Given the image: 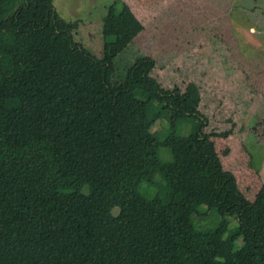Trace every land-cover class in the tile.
Segmentation results:
<instances>
[{"label":"trees","instance_id":"trees-1","mask_svg":"<svg viewBox=\"0 0 264 264\" xmlns=\"http://www.w3.org/2000/svg\"><path fill=\"white\" fill-rule=\"evenodd\" d=\"M177 1L115 0L99 59L55 0H0V264H264V160L247 145L261 126L230 47L141 57L115 82ZM202 206L220 225L195 223Z\"/></svg>","mask_w":264,"mask_h":264},{"label":"rangeland","instance_id":"rangeland-1","mask_svg":"<svg viewBox=\"0 0 264 264\" xmlns=\"http://www.w3.org/2000/svg\"><path fill=\"white\" fill-rule=\"evenodd\" d=\"M114 2L115 0H55V5L64 20L78 22V28L74 31L75 42L101 59L106 43L103 20ZM210 37L220 38L230 47L236 63L247 72L249 84L255 91L254 104L245 123L253 127L260 121L258 137H250L249 132L247 139L248 148L254 156V167L260 170L264 160V0L175 2L136 39L123 56L117 58L115 82L121 80L126 69L132 67L138 58L151 57L163 64ZM168 125V119L164 118L155 124L152 132H164ZM189 128V125H185L184 133L188 134ZM162 157L165 161L171 160L168 153H162ZM117 211L115 208L113 214ZM199 211L202 214L195 216L194 221L197 224L203 220L204 229H212L223 221L215 209L210 213L209 210L206 211V206H202ZM227 220L230 231L238 227L235 217H228Z\"/></svg>","mask_w":264,"mask_h":264}]
</instances>
